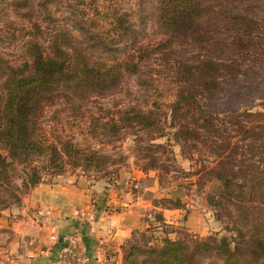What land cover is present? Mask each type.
Returning <instances> with one entry per match:
<instances>
[{"label": "trees", "instance_id": "obj_1", "mask_svg": "<svg viewBox=\"0 0 264 264\" xmlns=\"http://www.w3.org/2000/svg\"><path fill=\"white\" fill-rule=\"evenodd\" d=\"M60 2L7 1L14 8L44 13L45 18L32 23L35 32L22 43L21 54L14 58L0 55V215L12 205L19 206L29 189L45 180L46 171L51 176L58 175L69 164L79 166L81 173L86 174L89 169L100 170L113 160L105 153L71 142L62 148L57 146L40 124L39 115L46 107L58 99L81 104L92 95L114 91L125 74H143L142 68L150 66L156 53L177 60L180 81L192 85L199 81L204 87H216L217 69L230 68L229 60L254 50V38L258 37L264 17V0H151V14L162 40L150 46L134 37L136 29L128 11L110 8L106 10L107 26L92 21L89 28L88 18L80 8L69 6L61 18L54 16L51 6ZM59 20L64 23L59 24ZM208 44L214 50L199 51L207 49ZM214 55H218V60ZM179 88L169 117L162 119L152 110L132 105L119 111L124 125L134 133H147L150 139L168 134L164 122L168 127L177 126L172 134L178 137H199L200 129L217 131L218 123L212 120L210 112L194 95ZM189 101H195L199 113L193 114L191 121L197 123L194 127L191 121L183 119L182 108ZM237 126L236 130L253 150H264V134L257 133L259 128L242 122ZM162 146L154 144L155 150ZM155 150L147 148L142 155L147 159L140 168L142 172L157 171L164 165ZM230 163L220 162L213 172L214 193L235 206L237 216L246 220V225L252 223V229L240 237L214 232L203 238L164 235L158 240L152 234L153 226L148 224L121 246L123 264H203L205 260L208 264H264V222L262 218H252L247 207L257 204L253 201L257 195L264 209V168ZM183 189L179 183L170 188L167 200L171 205L166 208L186 206ZM152 216L160 226L173 230L162 220L160 212Z\"/></svg>", "mask_w": 264, "mask_h": 264}, {"label": "rangeland", "instance_id": "obj_2", "mask_svg": "<svg viewBox=\"0 0 264 264\" xmlns=\"http://www.w3.org/2000/svg\"><path fill=\"white\" fill-rule=\"evenodd\" d=\"M7 1L0 0V55L14 58L21 54L24 40L35 32L32 23L44 20L45 14L27 8H14ZM54 5L51 6L52 14L59 18L66 14L65 8L69 6L82 9L88 18V27L92 21L107 26L109 17L106 10L110 8L125 10L130 13L137 41L153 46L162 40L154 15L151 14V0H62ZM77 17L81 18L80 15ZM261 18L258 37L254 38V50L246 56L229 60L230 68L221 66L217 69L216 87H204L199 81L195 85L180 81L182 79L176 70L177 60L172 59L173 56L166 58L156 53L150 66L148 64L142 68L143 74H125L114 91L92 95L81 104L56 100L39 115L43 131L60 148L71 142L80 148L109 155L113 160L107 162L108 165L100 170L89 169L84 175L96 178L99 183L104 179L115 178L123 183V190L129 194L152 196L151 191L145 189L149 186L153 188L159 207L171 205L167 200L169 190L181 184L186 192L183 195L186 206L179 210L178 223L170 225L172 231L159 224L152 227V234L158 240L164 235L171 238H203L214 232L243 236L252 229V223L246 225V220L237 216L238 209L214 193L216 180L213 172L220 162L228 160L230 164H246L247 167L253 164L264 168V150H253L248 140L243 139L236 130L237 123L242 122L249 127L254 125L259 128L257 133L264 134V17ZM58 23L64 22L59 20ZM206 47L192 50H214L213 45L208 44ZM213 58L218 60L219 57L214 55ZM178 88L190 92L210 112L212 120L218 123L217 131L197 128L201 130L199 137H178L172 134L177 126L168 127L164 122L162 125L168 134L150 139L147 133H134L124 125L123 115L119 111L132 105L152 110L162 119L165 115L169 117ZM182 111L185 112L183 119L189 122L194 119L193 114H199L195 101L185 103ZM193 122L191 126H197ZM100 124L104 127L101 128ZM157 143L163 146L155 150L154 144ZM147 148L154 149L164 163L157 171L142 172L140 169L146 163L147 159L142 155ZM76 172H82L79 166L68 164L61 174ZM50 176L47 171L43 173L45 179ZM15 181L18 182V179ZM253 201L257 204L247 206L250 215L252 218H262L264 222V209L259 203V196L255 195ZM151 212L154 215L160 212V208H151ZM208 263V260L203 262Z\"/></svg>", "mask_w": 264, "mask_h": 264}, {"label": "crops", "instance_id": "obj_3", "mask_svg": "<svg viewBox=\"0 0 264 264\" xmlns=\"http://www.w3.org/2000/svg\"><path fill=\"white\" fill-rule=\"evenodd\" d=\"M122 185L77 172L41 180L19 206L1 212L0 264H53L72 240L70 264H123L121 246L154 223L151 208H160L166 224L178 223L181 209L159 207L153 188L144 196Z\"/></svg>", "mask_w": 264, "mask_h": 264}, {"label": "built area", "instance_id": "obj_4", "mask_svg": "<svg viewBox=\"0 0 264 264\" xmlns=\"http://www.w3.org/2000/svg\"><path fill=\"white\" fill-rule=\"evenodd\" d=\"M75 245L76 243L72 240L71 245H69L70 247L65 250H62V252L58 255L53 264H70L68 258L70 255L74 254Z\"/></svg>", "mask_w": 264, "mask_h": 264}]
</instances>
